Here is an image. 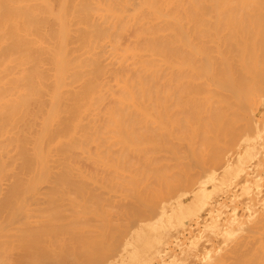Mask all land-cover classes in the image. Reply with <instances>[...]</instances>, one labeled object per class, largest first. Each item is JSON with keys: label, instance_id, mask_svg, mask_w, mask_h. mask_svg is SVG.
I'll return each mask as SVG.
<instances>
[{"label": "bare ground", "instance_id": "1", "mask_svg": "<svg viewBox=\"0 0 264 264\" xmlns=\"http://www.w3.org/2000/svg\"><path fill=\"white\" fill-rule=\"evenodd\" d=\"M27 252L264 264V0H0V264Z\"/></svg>", "mask_w": 264, "mask_h": 264}, {"label": "rangeland", "instance_id": "2", "mask_svg": "<svg viewBox=\"0 0 264 264\" xmlns=\"http://www.w3.org/2000/svg\"><path fill=\"white\" fill-rule=\"evenodd\" d=\"M45 249H46V248H45ZM45 249L43 250L44 253H46V252L48 251V249H47V251H46ZM18 250L20 251L21 249H18ZM18 250H17V251H18ZM17 251H15V252H17ZM19 251H18L17 253H19ZM30 251H32V250H30ZM45 251H46V252H45ZM15 252H14V254H15ZM20 252H23V251L21 250ZM32 252H34L35 254L32 253ZM32 252H31V254H33V255H32L33 257H34V256H37V255H36V254H37L36 251H32ZM17 253H16L15 255H17ZM23 253H24V252H23ZM28 253H29V252H27V254L25 253L26 256H28V255L30 254V253H29V254H28ZM46 254H48V252H47ZM18 255H21V253H19ZM48 255H49V254H48ZM12 256H13V255H12ZM45 256H46V255H45ZM10 257H11V256H10ZM10 257H8V259H9ZM22 257H23V262L26 263V260H27V263H29L28 259H30V257H31L30 255L27 257V259L24 257V255H23ZM11 258H12V257H11ZM11 258H10V260H11ZM15 258H17V261H19V259H20L19 256H18V257H17V256H14V257H13V260H16ZM48 259H49V258H48ZM48 259H46L45 261H47ZM10 260H9V261H10ZM13 260H11V262H12ZM24 260H25V261H24ZM49 261H50V259H49ZM11 262H10V263L7 262V264H8V263L11 264ZM13 262H15V261H13ZM17 263H18V262H16V264H17ZM21 263H22V260H21ZM25 263H24V264H25ZM27 263H26V264H27ZM32 263H33V262H30L29 264H32ZM13 264H15V263H13ZM19 264H20V261H19ZM33 264H34V263H33ZM35 264H36V263H35ZM43 264H44V263H43Z\"/></svg>", "mask_w": 264, "mask_h": 264}]
</instances>
